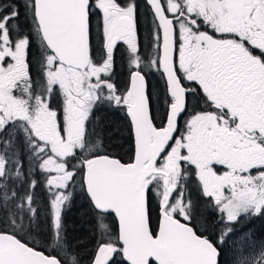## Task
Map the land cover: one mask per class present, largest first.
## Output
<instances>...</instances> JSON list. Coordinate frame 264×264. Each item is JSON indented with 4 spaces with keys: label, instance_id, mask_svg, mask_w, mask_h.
<instances>
[{
    "label": "snow or ice",
    "instance_id": "obj_1",
    "mask_svg": "<svg viewBox=\"0 0 264 264\" xmlns=\"http://www.w3.org/2000/svg\"><path fill=\"white\" fill-rule=\"evenodd\" d=\"M147 4L156 54L145 66L162 71L166 82L159 127L142 74L136 0H0V264H80L62 218L77 182L93 208L114 213L119 226L112 236L98 218L101 239L89 264H220L241 216H264V0ZM94 28L102 36L99 60ZM32 38L39 41L35 80L27 59ZM119 42L127 46L131 84L121 93L113 82ZM57 95L62 122L52 106ZM189 97L208 110L191 114L181 129ZM104 103L129 118L127 163L101 154L102 141L88 130ZM36 167L53 197L42 231L55 254L25 240L41 231L32 206ZM15 181L27 185L25 195ZM150 192L159 208L155 227ZM209 208L218 210L216 220ZM232 245V264H264V238L252 230Z\"/></svg>",
    "mask_w": 264,
    "mask_h": 264
},
{
    "label": "flooded vegetation",
    "instance_id": "obj_2",
    "mask_svg": "<svg viewBox=\"0 0 264 264\" xmlns=\"http://www.w3.org/2000/svg\"><path fill=\"white\" fill-rule=\"evenodd\" d=\"M136 4H137V38L139 39V37L141 36V39L139 40V50L141 54H148L147 49H149L150 40L153 38L152 14L149 6L145 3L144 0H136ZM91 43H92V55L95 59L99 60L100 57L99 48L100 45L102 44V36L97 32L95 28L93 29ZM38 45H39L38 39L32 38L30 46L27 50L28 53L27 59L30 63L31 75L33 80L36 79V73L38 71V65L34 63L35 58L39 54ZM121 45L122 42H119L114 50L115 63H114L113 82L117 87L118 93L127 91V89L129 88V77H130L128 61L125 60L126 55H125L124 47H122ZM149 55L155 56L154 54H149ZM141 68L143 69L142 74H145L146 76V91L151 97L152 113L154 117H157L155 123L159 127L161 126L159 117L164 113V109H165V104H164L165 89H166L165 80L163 78V74L161 71H157L156 69L148 70L145 68L144 65H141ZM185 84L186 86H190L187 85V82H185ZM156 87L161 88V90L156 92L155 91ZM16 94L19 95L20 93L17 92ZM61 103L62 102L60 96L57 95L52 98V106L56 107L58 111L62 106ZM200 107H202L204 110H208L204 108L203 104L195 103L192 97H189V110L185 111L179 117V124L181 128L183 124L182 120L185 114H187V112L190 111L194 113ZM99 120L105 123L106 121L108 123L110 122L114 126L115 135L117 138L116 142L118 146L115 149V151L112 153V155L115 156L116 158L122 159V162L129 161V157L132 155L131 146L133 144V136L131 133L130 122H129V118L126 115V111L116 107H109L107 103H104L103 105H98L92 114L90 122L88 123L89 132H91L92 126L95 125L94 122L97 123ZM176 135L179 136L180 133L177 132ZM122 142H126L124 146L126 149L120 148L122 146L121 144ZM124 154L127 155L125 159L120 157ZM23 158H28V157L27 155H24ZM217 170L219 172H222L225 169L221 166H217ZM32 173H34V176L32 178L37 181L36 186L34 187V189H32V191L34 192V203L32 206L34 208H37L38 210V216H37L38 220H43V222H45L46 212H44V210L47 209L48 196L47 193H45V189L43 185L44 176L37 168H35V170ZM77 180H79V177H77ZM188 183L190 189L192 190L193 197L195 198L196 196L199 195V193L196 191V189H194L195 188L194 171L190 172ZM68 190L72 193V196L70 200L66 203V206L62 209L63 222H69L70 220H74V216L77 215L79 221H83L86 218L89 222H91L94 225L96 230L94 235L91 237V239L88 242L86 241L84 243V244H88V247L85 252L90 251L93 254L95 247L97 245L96 237L98 236V230H97L98 220H95L94 217H95V213L97 214H101V213L93 208L85 191L81 189L80 183L77 182L74 184H70ZM205 203H209V202L205 201ZM88 207H90L93 211L90 212V215L87 217L89 211ZM110 214L111 213H106L108 218ZM206 215L210 216L211 218V212L208 211V209ZM114 227H115V235H117L116 225H114ZM68 232H69V228H68ZM37 241H38L37 244H35L34 246L47 251L46 248L44 247L45 245H42L43 243H46L47 235L45 234L37 235Z\"/></svg>",
    "mask_w": 264,
    "mask_h": 264
},
{
    "label": "rangeland",
    "instance_id": "obj_3",
    "mask_svg": "<svg viewBox=\"0 0 264 264\" xmlns=\"http://www.w3.org/2000/svg\"><path fill=\"white\" fill-rule=\"evenodd\" d=\"M140 39H141V36L139 37V39L137 38L138 46H139V40ZM121 46L124 47V51H125V55H126L125 60L128 61V59H127V52H126L127 46L123 42H122V45ZM147 52H148V54H141L140 53L141 58H142V61H143L141 65H144L145 66L148 63V61L153 57L152 55H149V54H154V55L156 54L154 37L150 40L149 49H147ZM99 54H100V52H99ZM128 66H129V64H128ZM145 68L148 69V70L149 69H154V68H150V67H146V66H145ZM160 90H161V88H158V87L155 88V91L156 92H158ZM61 102H62V98H61ZM61 105H62V103H61ZM54 108H56V107H54ZM197 111H205V110L202 107H200V108L197 109ZM194 113H192L190 111V112H187V114H185V116H184V118L182 120V122H183L182 128H183V125H184L185 120L187 118H189V116L191 114H194ZM58 114L60 116V120H63V110H62V106L59 109ZM94 124L95 125L92 126L91 132H94L95 133L94 138H98V139H100L102 141V145L101 146H103V148L105 150L101 148V152L103 150V151H107V152L109 151V152H112L113 153L115 151V149H113V147L115 146V142H116V137H115V134H114V126H113V124L110 123V122L108 123L107 121H106V123L105 122H101L100 120L97 123L94 122ZM123 149H126V148L124 147ZM126 156L127 155L124 154V155H122L120 157L123 158V159H125ZM23 164H24L23 166L26 168V167L29 166L30 162H29L28 159H24ZM36 168L39 170L38 167H36ZM253 175H255V172H253ZM31 179H33V178H31ZM195 183H196V180H195ZM15 184H16V189L20 193V195H25L26 194L25 191L27 190V185L21 186V182L20 181H15ZM43 185H44L45 193H47V196H48L47 209L44 210V212H46L48 210V207H49V202H50V200L53 197L50 195L49 190L46 187V177L45 176H44V180H43ZM10 186H11V182H10ZM67 191H69V190H67ZM150 194H151L152 197H154V193H151L150 192ZM204 201H207V200H204ZM208 202L210 203V201H208ZM65 206H66V204H65ZM210 210L212 212V208H209L208 209V211H210ZM216 213H218V215H219L218 210L216 211ZM101 215L103 216V222L108 226V229H109V226L111 225V222H110V219L108 218L107 215L95 213L94 219L95 220H98V218ZM243 219H247V218L241 216L239 223L242 222ZM254 219H260L261 220V221L259 220V224L261 225V229L259 228L260 234L258 236L256 235V232L253 231L251 228H249V227L246 228L245 226L244 227H240V225H238V226H235V228H236L235 230L236 231L228 238V241L223 245V247H224V249L226 251L227 261H228L229 264H232V258H233V245H232V241L234 239H236V237L240 236L244 232H247L249 230H252L253 236H254L255 239L259 240L261 238H264V216L255 217ZM38 221L40 222L41 229L43 230L44 229V226H45V222H43V220H38ZM21 234L23 235V233H21ZM39 234H45V235H47V233L44 232V231H39V232L33 231L30 235L25 236V240L27 242H29L30 244L35 245L38 242L37 241V235H39ZM100 239H101V233L98 231V236L96 237V242L98 240H100ZM42 245H45L44 247L46 248L47 251H51L52 252V249L50 247H48L47 241H46V243H43ZM78 256H79V259H80V257H82L79 254H78Z\"/></svg>",
    "mask_w": 264,
    "mask_h": 264
},
{
    "label": "trees",
    "instance_id": "obj_4",
    "mask_svg": "<svg viewBox=\"0 0 264 264\" xmlns=\"http://www.w3.org/2000/svg\"><path fill=\"white\" fill-rule=\"evenodd\" d=\"M114 134H115V129H114ZM115 137H116V135H115ZM116 141H117V138H116ZM121 144H122V146L120 148L123 149L126 143L123 142ZM117 146H118V144H117V142H115V146L113 147V149H116ZM101 148L104 149L103 146H101ZM102 152L112 154V152H109V151L107 152V151L102 150ZM24 159H28V158H23V161H24ZM23 170H24L25 174H27L29 171L32 170V166L30 164L26 168L23 166ZM13 171H14V169H13ZM33 176H34V173H32L31 178ZM27 190L25 191V193L27 192ZM149 198H150L149 199L150 214H151V217L153 220V226L155 227L156 221H157V208H158V206L155 204V201H154V199L150 193H149ZM203 201L204 200H202L201 202L205 203V201L204 202ZM88 208H89V211H88L87 217L90 215V212L93 211L90 207H88ZM216 211L217 210L214 208H212V212L210 210L212 220H216L219 216L218 213H216ZM104 214L106 215V213H104ZM0 216H2V213H0ZM109 218H110V222H111V226H109V232L112 236H114L115 235V227H114L115 222H114L113 216L111 214L109 215ZM259 220L260 219H254V218L243 219L242 222L235 224L234 228H235V226H238V225H240V227H244V226L246 228L249 227L253 231H255L256 235L258 236L260 234L259 228L261 229V225L259 224ZM63 224H64V228L66 231V235H67V239H68L69 244L72 245L76 254H79L82 256V257H80V264H83V263L87 264L92 253L90 251L85 252L87 247H88V244H84V243L86 241L88 242L91 239V237L94 235V233L96 231L94 225L91 222H89L86 218L83 221H79L77 215L74 216V220H70L69 222H63ZM3 227H4V225L2 223H0V229H2ZM68 228H69V232H68ZM217 235H218V231H217ZM213 238H215V237H213ZM30 245H32V244H30ZM77 245H79V246H77ZM38 250L44 251L45 254H55L51 251H45V250H42L40 248H38ZM120 259L121 258L119 256L116 257V261H119ZM219 260H220V264H229L227 261L226 251H225L223 246L221 249V255L219 257ZM113 264H116V262L114 261Z\"/></svg>",
    "mask_w": 264,
    "mask_h": 264
},
{
    "label": "water",
    "instance_id": "obj_5",
    "mask_svg": "<svg viewBox=\"0 0 264 264\" xmlns=\"http://www.w3.org/2000/svg\"><path fill=\"white\" fill-rule=\"evenodd\" d=\"M145 1V3L147 4V0H144ZM148 5V4H147ZM149 6V5H148ZM150 8V7H149ZM162 72V71H161ZM163 74V73H162ZM163 78H164V76H163ZM164 80H165V78H164ZM165 84H166V82H165ZM131 86V84H130V77H129V87ZM134 142V141H133ZM101 154H105V153H101ZM115 157V156H114ZM116 158V157H115ZM127 162H129V161H126L125 163H127ZM85 193H86V191H85ZM87 195V194H86ZM88 197V196H87ZM89 199V198H88ZM90 201V200H89ZM91 203V202H90ZM98 211V210H97ZM112 215H113V218H114V220H115V225H116V234H118V230H119V226H118V221H117V219L115 218V215H114V213H111ZM158 219H159V208H157V221H156V225L158 224ZM155 225V226H156ZM93 254H94V252H93ZM93 254H92V256H93ZM90 262V261H89ZM89 264V263H88Z\"/></svg>",
    "mask_w": 264,
    "mask_h": 264
}]
</instances>
